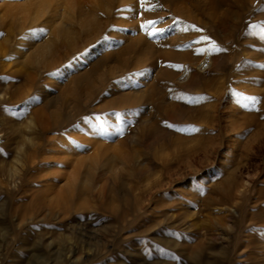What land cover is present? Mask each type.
I'll return each mask as SVG.
<instances>
[{
    "label": "rangeland",
    "instance_id": "obj_1",
    "mask_svg": "<svg viewBox=\"0 0 264 264\" xmlns=\"http://www.w3.org/2000/svg\"><path fill=\"white\" fill-rule=\"evenodd\" d=\"M175 1L157 7V62L117 75L144 55L108 54L138 33L137 0H0V264H264V0ZM54 7L53 22L33 19L46 36L21 38L17 18ZM174 18L203 31H169ZM204 34L227 51L195 43ZM158 48L196 62L158 61ZM39 107L72 117L48 128ZM97 116L123 135L102 138Z\"/></svg>",
    "mask_w": 264,
    "mask_h": 264
},
{
    "label": "bare ground",
    "instance_id": "obj_2",
    "mask_svg": "<svg viewBox=\"0 0 264 264\" xmlns=\"http://www.w3.org/2000/svg\"><path fill=\"white\" fill-rule=\"evenodd\" d=\"M120 1L127 2V4H130L132 0H120ZM161 1L163 3L166 2L167 4H170V3L172 4L174 0H147V2L143 4V6H141V0H137L138 4H137V8L136 9H131L128 6L126 7V9L128 11L131 9V11H130V13L132 15L131 18H133V21L135 22V23H133V25L138 26V28H139L138 33L136 34V36L134 38H130V37L126 38V36L124 34L117 35L114 38L113 43L115 44V46H117V48H118L117 51L118 52L117 51H114V52L110 51V52H108V54H110V55L113 54L112 56H114L116 54L115 58H117V54H120L121 52L123 53L125 51H129V50H133L137 55H141V54H144V55H143V57L140 56L139 58H137L135 54L133 56H131L129 58L130 59L129 62L122 63L121 67H118L117 69H115L113 71V72H117V75L122 74L124 71H126L128 69H133L136 66L144 65L146 63H155V62H157L156 58H154V55H153L154 51H153L152 41H150V39H149L151 37H149L147 35V31L148 30H145V29L141 28V24H143L144 22H146L148 20H156V21H158V24L156 25V27L163 28V26L165 24V20L163 19L164 18L163 17V12L160 11V10H157V7L159 6V4H162ZM186 1L187 0H176L175 2L185 3ZM221 2H222V0H210V4L212 6H217ZM153 5H157V7L153 8ZM55 10L56 9L54 7V10L53 9L52 10L45 9V10H41V11L40 10L39 11H35L34 14L36 16H34L33 14L32 15L30 14L29 15L30 16V21L28 23H23L22 21H20L21 18H17L18 28L21 30L22 33H25V30H23V28L26 25V27L29 28V29L26 31L25 34H28V31L30 29H32L33 26L35 25V20H33V19H35V18H37V17H39L41 15H44V14H45V19H46L47 23L53 22L54 19H55V13H56ZM180 11H182V10H177V13H181ZM183 13H184V11H183ZM213 15L209 19H207V22L210 21V23H212V25L215 26L216 23H218L219 20H218L217 16H215V15L213 16ZM192 19H194V18L193 17H189V20H192ZM64 26H68V25L64 24ZM67 28H69V27H67ZM149 30H150V28H149ZM65 32H66V35L68 37H70L72 35V31L70 29H67ZM187 32L189 33L190 30L187 31ZM37 36H40V35H37ZM37 36H35V37H37ZM187 36H188V34L184 33L183 37H187ZM25 37H26V35L21 37V38L26 39ZM27 38L33 39L32 36H28ZM153 38L156 39L155 42H158L161 45H163L165 41H169L168 37L165 36V32H164V34L162 36H156V37H153ZM181 39H184V38L181 37ZM103 45H104L103 47H108L107 43H103ZM47 48H49V47H47ZM47 48L44 49L43 51H47L48 50ZM158 50H159L158 51L159 54L157 55L158 57L155 55V57H157L158 61H165V60H171V59L178 60L180 58L185 59L187 61H191V62L196 60L193 52L180 54V52H178L177 50H174V49L172 51L171 50L164 51L163 49H159L158 48ZM90 54H91V51H87L84 54H81L80 58H89ZM150 55H153V56L150 57ZM115 58H112V59H115ZM100 59H102V61L105 62V63L108 61L106 58H100ZM81 60L82 59H78L77 63L80 64ZM91 63H93L92 65L95 64V62H91ZM189 64H191V63L189 62V63H184L183 64L182 69L180 71V74L178 75V78H185L187 76V74L189 72V69H190ZM196 64H197V66L200 69L204 68L205 65L208 66L210 64L209 53L206 51L205 55L202 56ZM109 70L112 71L113 69L109 68ZM143 74L144 75H149L150 74V69L146 68V70H145V72ZM77 76L79 78H82V77L86 76V73L78 74ZM138 90L142 91V90H140V88ZM107 91H111V89L108 88ZM141 94H143V93H141ZM136 96H140V94L139 95L136 94ZM117 98H119V97H114L112 99L109 98V100L107 102L104 101L105 102L104 106H106V105H108V106L110 105L111 106V104H113L114 100L117 99ZM32 114H33V117L35 119H39L40 120L41 117L45 118L46 121H47L48 128H58L59 126H61L64 123H66V121L70 117H72V112H70V111L69 112L67 110L66 111H62V110L56 111V110H53V109H48V107H47V109H44L43 107L42 108L41 107L36 108L32 112ZM30 120H32V119H30ZM66 124L68 125V123H66Z\"/></svg>",
    "mask_w": 264,
    "mask_h": 264
},
{
    "label": "snow or ice",
    "instance_id": "obj_3",
    "mask_svg": "<svg viewBox=\"0 0 264 264\" xmlns=\"http://www.w3.org/2000/svg\"><path fill=\"white\" fill-rule=\"evenodd\" d=\"M44 2H46V0H44ZM147 0H141V6H143L144 3H146ZM157 7V5H153V8ZM102 15V14H101ZM158 24V21L156 20H148L146 22H144L143 24H141V28L142 29H145V30H148L147 31V35L149 37H156V36H162L165 32V29L163 28H158L156 27V25ZM173 24L174 25H177V28L176 29H173L172 26H169V31H174V30H178V31H187L188 28H192L194 29L195 31H198V32H202L203 29H200V28H197L195 25H186L185 27L183 28H179L178 25H179V20L174 18L173 20ZM151 26V27H150ZM150 28V30H149ZM48 34V30L45 28V27H38V28H33V29H30L28 34H26V37L27 38L28 36H32V37H35L37 35H40V36H46ZM0 36H3V33L0 32ZM200 41H206V42H210L211 44V48L208 49V51H211V52H216V53H222V52H226L227 49H224L222 47H219L215 41H211L210 38L206 35L204 36H201L200 37V40L199 41H195V43H199ZM206 51V49H203V48H197L196 49V52L199 54L201 52H204ZM169 67H173V65H169ZM0 79H8L7 77H4V78H0ZM37 99V97L33 96V97H30L29 98V101H27L26 103H31L33 101H35ZM199 99L201 100H205V99H208L207 97H200ZM259 99L257 97H254V96H241L240 97V101H239V104L242 108L246 109V110H249V111H252V110H256V111H259V109H257V104L259 103ZM96 129H97V132L98 134L102 137V138H105V139H112L113 136H119V135H123V132H124V129L123 128H117L114 132H110L109 131V128L107 126V121L104 120L102 117L100 116H97L96 118ZM261 119H264V116L261 117ZM168 127H173L172 125H167ZM190 131L191 132H199L200 129L196 128V127H191L190 128ZM194 179V178H193ZM261 231H264V230H261ZM264 238V237H262ZM175 259V258H174Z\"/></svg>",
    "mask_w": 264,
    "mask_h": 264
}]
</instances>
